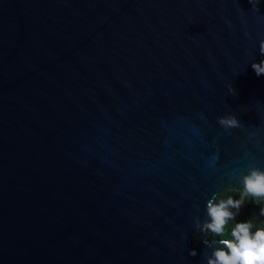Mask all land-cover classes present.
<instances>
[{"label": "water", "instance_id": "1", "mask_svg": "<svg viewBox=\"0 0 264 264\" xmlns=\"http://www.w3.org/2000/svg\"><path fill=\"white\" fill-rule=\"evenodd\" d=\"M261 41L264 0H0V264H207L264 170Z\"/></svg>", "mask_w": 264, "mask_h": 264}, {"label": "clouds", "instance_id": "2", "mask_svg": "<svg viewBox=\"0 0 264 264\" xmlns=\"http://www.w3.org/2000/svg\"><path fill=\"white\" fill-rule=\"evenodd\" d=\"M250 2L258 3L259 0H250ZM259 51L261 55H264V41L260 42ZM251 67L257 76L264 75V60L253 62ZM231 90L234 91L232 86ZM218 123L225 129L241 126L237 117L231 114L219 117ZM228 191L230 189H225L223 192L226 194ZM234 191L241 193L240 199H234L231 196L220 199V193L214 195L206 204V213L209 219L204 221L202 226L198 220L195 223L200 232L210 233L211 241L218 239L219 243L223 245L213 252V256L208 259L207 264H264V227L258 228L253 233L251 221H237L230 231L232 239L225 238V226L230 221H235L246 197L253 198L257 205L264 202V170L258 167L249 168L248 173L242 177L241 189ZM233 208L237 212L231 211ZM261 215H264V209L261 210ZM190 254L195 256V249Z\"/></svg>", "mask_w": 264, "mask_h": 264}, {"label": "trees", "instance_id": "3", "mask_svg": "<svg viewBox=\"0 0 264 264\" xmlns=\"http://www.w3.org/2000/svg\"><path fill=\"white\" fill-rule=\"evenodd\" d=\"M225 190V189H224ZM222 190L220 193L219 198L220 199H226L229 196H231L234 199H240L241 193L239 191L230 190L226 194ZM217 193V194H219ZM216 194V195H217ZM264 209V202H260L258 205L254 202L253 198L246 197L244 204L241 206V208L238 211V214L236 215L235 221H230L228 225H226V236L225 238L232 239L230 235L231 228L234 226V223L237 221H244L249 220L252 222L253 227L252 231L253 233L261 227H264V215H261V210ZM233 212H237L236 209H231ZM194 238V237H193Z\"/></svg>", "mask_w": 264, "mask_h": 264}]
</instances>
